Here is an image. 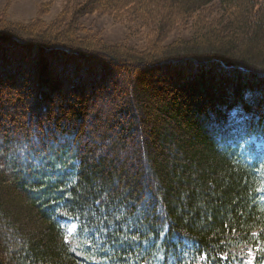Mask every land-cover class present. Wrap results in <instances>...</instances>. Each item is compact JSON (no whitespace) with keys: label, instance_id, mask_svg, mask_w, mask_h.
<instances>
[{"label":"trees","instance_id":"obj_1","mask_svg":"<svg viewBox=\"0 0 264 264\" xmlns=\"http://www.w3.org/2000/svg\"><path fill=\"white\" fill-rule=\"evenodd\" d=\"M50 6L0 11V264H264V0Z\"/></svg>","mask_w":264,"mask_h":264},{"label":"rangeland","instance_id":"obj_2","mask_svg":"<svg viewBox=\"0 0 264 264\" xmlns=\"http://www.w3.org/2000/svg\"><path fill=\"white\" fill-rule=\"evenodd\" d=\"M46 2L51 3L50 11L42 18L46 21H51L62 10L65 0H0V11L7 8L8 19L28 22L37 16L40 4ZM85 20L86 22L96 24L97 28L101 31L103 37L109 44H118L124 40H127V43L134 45L141 46L144 44L146 31L137 25L131 24L130 26L106 14L99 16L94 14L87 17ZM97 84L101 85L102 83L101 81H98ZM115 91L117 92V89H114V92ZM109 96L110 95L106 94V96L101 97L100 100L109 99ZM107 102L102 103L103 106H106ZM10 103L11 102H5L0 105V114H4L5 110L12 107ZM101 112H103L101 114L104 115L108 114L107 109H103ZM245 146L242 148L245 150V154H249L250 159L253 158L254 155L264 157V139L255 142L254 146L250 149H245ZM96 263L99 264V262Z\"/></svg>","mask_w":264,"mask_h":264}]
</instances>
